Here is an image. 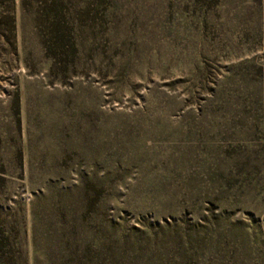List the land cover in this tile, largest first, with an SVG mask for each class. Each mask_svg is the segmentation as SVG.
<instances>
[{
  "label": "rangeland",
  "instance_id": "1",
  "mask_svg": "<svg viewBox=\"0 0 264 264\" xmlns=\"http://www.w3.org/2000/svg\"><path fill=\"white\" fill-rule=\"evenodd\" d=\"M2 1L0 236L16 264L61 259L50 177L57 191L82 174L105 189L100 264H264V0ZM54 33L74 64L66 47L50 69Z\"/></svg>",
  "mask_w": 264,
  "mask_h": 264
},
{
  "label": "trees",
  "instance_id": "2",
  "mask_svg": "<svg viewBox=\"0 0 264 264\" xmlns=\"http://www.w3.org/2000/svg\"><path fill=\"white\" fill-rule=\"evenodd\" d=\"M7 1L10 4L9 7L12 8L14 0ZM190 1L193 5H196L198 9L206 11L207 9L214 7V4H216L218 0ZM0 4H3L2 0L0 1ZM8 15L9 14L7 13V16L5 15L4 18L9 17L12 22L13 17ZM57 21L58 20L55 22ZM56 34L54 33L53 36L55 41L54 47L55 50L58 51L53 53L50 69H55V67L60 64H67L66 62L68 60L63 57L64 54L67 53L66 51H68L66 50V47H69L68 49L71 54L70 60L72 64L75 62L74 55L77 53V46L74 43H62L60 36ZM56 174L59 176H61L60 174L63 175V173ZM81 176L82 180H80L76 186L70 187L69 189L66 188L65 190L57 189V191L51 187L54 183L52 180L53 178L50 177V191L52 189L55 196L50 195L56 199V201L52 203L50 209L51 217L54 220V227L56 228V231H63V234L67 236V241H65L66 244L58 249V256L61 259L57 262L50 261V264H100L98 253L103 244L101 241L102 239L99 240L96 231L90 228L89 223L94 220L97 221L95 213L103 205V194L105 189L103 185H99L96 181L88 179L85 174H82ZM78 214L81 215V218H78ZM64 218H69L70 220L63 221ZM77 227H80L82 232L79 245H76L78 239L75 238L74 233ZM3 240L6 244L2 242ZM8 241L9 236L7 234L5 236H0V264H16L12 253L5 249L7 245L10 246V242Z\"/></svg>",
  "mask_w": 264,
  "mask_h": 264
}]
</instances>
